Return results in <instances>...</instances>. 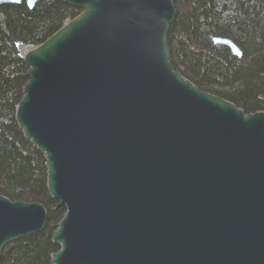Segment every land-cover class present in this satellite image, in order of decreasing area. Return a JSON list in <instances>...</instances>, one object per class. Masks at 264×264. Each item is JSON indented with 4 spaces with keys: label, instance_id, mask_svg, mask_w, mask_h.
<instances>
[{
    "label": "water",
    "instance_id": "95a60500",
    "mask_svg": "<svg viewBox=\"0 0 264 264\" xmlns=\"http://www.w3.org/2000/svg\"><path fill=\"white\" fill-rule=\"evenodd\" d=\"M65 1L82 10L22 54L16 107L66 207L52 264H264V110L175 68V0ZM47 217L40 201L0 194V264Z\"/></svg>",
    "mask_w": 264,
    "mask_h": 264
},
{
    "label": "trees",
    "instance_id": "16d2710c",
    "mask_svg": "<svg viewBox=\"0 0 264 264\" xmlns=\"http://www.w3.org/2000/svg\"><path fill=\"white\" fill-rule=\"evenodd\" d=\"M175 5L177 14L168 31L175 68L201 89L247 112L264 110V0H175ZM81 10L65 0L0 6V194L40 201L48 210L43 230L4 247V264H52V254L61 247L53 231L66 207L51 195L46 157L16 118L29 78L19 45L42 43ZM215 36L231 38L242 56L215 43Z\"/></svg>",
    "mask_w": 264,
    "mask_h": 264
},
{
    "label": "rangeland",
    "instance_id": "374dc122",
    "mask_svg": "<svg viewBox=\"0 0 264 264\" xmlns=\"http://www.w3.org/2000/svg\"><path fill=\"white\" fill-rule=\"evenodd\" d=\"M19 46L22 54L25 53L29 48L33 47V45H28L24 43H21Z\"/></svg>",
    "mask_w": 264,
    "mask_h": 264
}]
</instances>
